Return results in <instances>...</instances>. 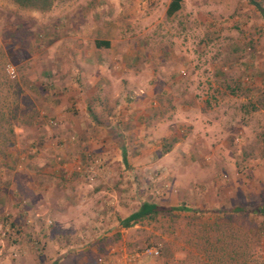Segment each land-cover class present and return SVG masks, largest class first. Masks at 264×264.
Masks as SVG:
<instances>
[{
    "label": "rangeland",
    "instance_id": "rangeland-1",
    "mask_svg": "<svg viewBox=\"0 0 264 264\" xmlns=\"http://www.w3.org/2000/svg\"><path fill=\"white\" fill-rule=\"evenodd\" d=\"M170 2L0 0V264H264V17Z\"/></svg>",
    "mask_w": 264,
    "mask_h": 264
},
{
    "label": "trees",
    "instance_id": "trees-1",
    "mask_svg": "<svg viewBox=\"0 0 264 264\" xmlns=\"http://www.w3.org/2000/svg\"><path fill=\"white\" fill-rule=\"evenodd\" d=\"M16 1L22 5L33 6L41 10H49L54 3V0H16ZM251 1H253L256 4L257 8L264 17V6L260 2H257L256 0H251ZM182 4H183V0H171L169 7L167 9L168 15H173L177 11H179L182 8ZM96 44L98 47L110 46V41L97 40ZM261 197L262 196L254 195L252 197H246L242 199V200L246 199L248 203L249 202L253 203L252 208L250 209L247 208L248 204L247 206L246 204H240L238 206L236 205L231 206L229 211L239 213V212H246L248 209L250 210L251 213L264 216V197L262 198ZM252 198L254 199L252 200ZM175 208H181V207L158 203L154 200H145L139 205V207L135 211L131 212L128 216H126L123 219V224H125L126 226H130L132 223L138 222L144 218H152V217L154 218L159 214L172 212ZM54 264H56V262Z\"/></svg>",
    "mask_w": 264,
    "mask_h": 264
}]
</instances>
